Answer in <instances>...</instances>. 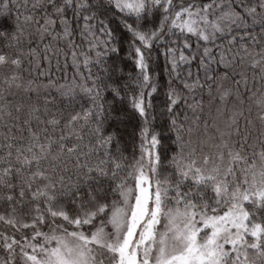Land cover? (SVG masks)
Instances as JSON below:
<instances>
[{
  "label": "snow or ice",
  "instance_id": "obj_1",
  "mask_svg": "<svg viewBox=\"0 0 264 264\" xmlns=\"http://www.w3.org/2000/svg\"><path fill=\"white\" fill-rule=\"evenodd\" d=\"M0 225V264H264V0H0Z\"/></svg>",
  "mask_w": 264,
  "mask_h": 264
},
{
  "label": "trees",
  "instance_id": "obj_2",
  "mask_svg": "<svg viewBox=\"0 0 264 264\" xmlns=\"http://www.w3.org/2000/svg\"><path fill=\"white\" fill-rule=\"evenodd\" d=\"M69 16L71 17V13H69ZM83 20H81L79 22V27H76L74 25V27L76 28V31L74 33V41L75 44L78 45V51L83 50V51H87L88 47H89V39L90 38H83L80 34V31L83 27ZM58 47L63 49L64 51H67V47L65 42L61 41L58 44ZM126 53L125 52H121V56H125ZM115 58V57H113ZM82 59V58H81ZM59 62H60V68L59 70H57L56 68V60L55 58H53L52 60V77L54 79H58L61 81V83L64 82V79L67 80H71L72 77L76 74V69L72 66V58H71V54H68L67 57V61H65L64 55L63 53H61L60 57H59ZM65 63L67 64V67H64ZM163 65H164V61H163V57H161L160 61H159V67L156 69L157 71L160 72L161 78H160V83L164 84L166 79H167V75L166 73L163 71ZM47 68V61H43V66L41 67L40 71H44V69ZM125 70H131V61H129L125 67ZM81 71L86 73V70L83 69V67H81ZM193 73H195L196 69H195V65H193L192 68ZM158 99H162V97H159ZM132 124H135V120L132 121ZM129 131H131V125L129 126ZM138 143V141H137ZM131 151V142H129V153ZM129 153H126L129 154ZM137 154H138V150H137ZM4 227L3 225H0V231H4ZM8 233L11 234V229H7ZM19 238V237H17Z\"/></svg>",
  "mask_w": 264,
  "mask_h": 264
},
{
  "label": "rangeland",
  "instance_id": "obj_3",
  "mask_svg": "<svg viewBox=\"0 0 264 264\" xmlns=\"http://www.w3.org/2000/svg\"><path fill=\"white\" fill-rule=\"evenodd\" d=\"M6 256H7V253L2 248H0V260L5 259Z\"/></svg>",
  "mask_w": 264,
  "mask_h": 264
}]
</instances>
